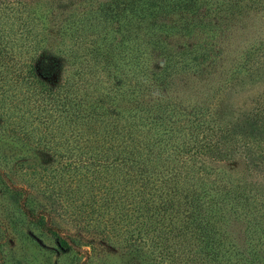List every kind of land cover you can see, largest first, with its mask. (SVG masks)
<instances>
[{
	"label": "trees",
	"instance_id": "obj_1",
	"mask_svg": "<svg viewBox=\"0 0 264 264\" xmlns=\"http://www.w3.org/2000/svg\"><path fill=\"white\" fill-rule=\"evenodd\" d=\"M260 11L264 0H0V54L24 58L45 113L31 140L106 174L139 235L190 264H264V34L245 20Z\"/></svg>",
	"mask_w": 264,
	"mask_h": 264
},
{
	"label": "rangeland",
	"instance_id": "obj_2",
	"mask_svg": "<svg viewBox=\"0 0 264 264\" xmlns=\"http://www.w3.org/2000/svg\"><path fill=\"white\" fill-rule=\"evenodd\" d=\"M245 20L264 34V12ZM23 60L0 54V264H190L185 249L159 247L133 230L122 201L106 194L105 173L94 179L89 161L52 159L35 145L45 113Z\"/></svg>",
	"mask_w": 264,
	"mask_h": 264
}]
</instances>
